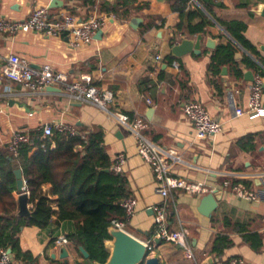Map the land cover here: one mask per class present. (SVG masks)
Returning a JSON list of instances; mask_svg holds the SVG:
<instances>
[{
	"label": "crops",
	"instance_id": "1",
	"mask_svg": "<svg viewBox=\"0 0 264 264\" xmlns=\"http://www.w3.org/2000/svg\"><path fill=\"white\" fill-rule=\"evenodd\" d=\"M61 1L63 5L51 6L53 0H0V17L23 19L35 6L49 7L53 17L74 13L83 20L92 12L81 0ZM263 2L204 0V5L221 20L245 21L246 38L264 57L261 49L264 17L255 10ZM173 4L178 7L180 1L137 0L129 5L127 16L112 14L100 29L101 35L98 30L90 41L78 46L72 44L68 33L59 37L30 29L11 36L0 33V64L10 54H19L36 68L49 63L56 70L68 73L73 80L91 76L100 89L114 93V99L103 108L92 102H74L61 88V91L35 92L10 79L1 81L0 151L9 148L14 131L38 128L43 131L45 124L59 121L75 125L84 134L101 131L112 161L119 152L126 155L121 174L127 180L129 196L137 200L135 214L126 221L128 231L143 240H151L154 232L152 207L166 203L171 226L175 229L185 227L189 232L195 260L187 258L173 243L157 239L151 241V256L159 257L161 264H223L234 258H242L246 264H264V192L258 177L264 172V116L250 118L246 112L236 113L237 108L248 109L252 81L245 78V73L253 71L254 76L258 73L247 66H239L243 75L238 77L234 67L228 65L214 73L210 64L216 47L234 38L199 0L187 2L184 17ZM197 7L203 8L213 20L214 24L207 28L210 34H183L178 29L179 23L183 20L188 24L187 14ZM136 18L142 19L138 27L131 25ZM201 20L198 16L191 23L195 25ZM199 35H203L200 54L192 52L176 57L178 66L167 63V57L173 56V44L184 38L196 39ZM208 38L215 40V48L207 46ZM239 52L243 56V51ZM158 55L163 58L160 63L156 60ZM193 100L202 102L222 123L221 132L206 139L196 137L193 123L184 114L185 104ZM119 114L147 120L146 135L159 145L174 149L181 157L173 172L215 188L211 193L217 192L221 197L218 206L215 209L202 206V198L209 193L192 195L177 190L168 198L160 195L152 166L138 154L136 137L120 122ZM228 178L234 184L243 183L250 190L261 191L260 199L237 196L224 186ZM45 186L50 189V184ZM28 207L32 208L30 201ZM225 219L247 223L251 230L260 232L263 235L261 249L255 250L240 234L230 232L233 246L220 257L212 253L215 235L227 230ZM70 230L73 225L64 223L54 235L57 237ZM54 235L49 229L23 226L19 235L21 248L40 256L41 264H51L53 253L57 254L55 260L63 262L59 257L61 247L51 243ZM67 248L69 264H90L75 244L70 242Z\"/></svg>",
	"mask_w": 264,
	"mask_h": 264
},
{
	"label": "trees",
	"instance_id": "2",
	"mask_svg": "<svg viewBox=\"0 0 264 264\" xmlns=\"http://www.w3.org/2000/svg\"><path fill=\"white\" fill-rule=\"evenodd\" d=\"M90 10L110 15L127 16L129 5L137 0H81ZM172 1V0H170ZM176 9L181 16H186L185 8L189 0H179ZM209 9L223 28L234 40L216 47L211 60V70L218 72L221 66H233L235 74L240 77L243 72L239 66L254 69L264 77V57L255 45L245 36L247 23L243 20H221L204 0H199ZM190 20H183L178 29L186 35L210 34L207 28L213 25L203 8L188 14ZM201 17V22L192 24L191 20ZM243 51L240 59L236 53ZM177 58L169 55L167 63L173 64ZM30 140L20 146L16 156L10 147L0 151V249H12L13 258L19 264H41V257L34 256L20 245V232L23 226H38L49 229L53 235L64 223H71L73 230L65 232L70 242L83 247L89 252L87 262H105L109 251L105 241L110 238L109 227L114 218L126 220L122 201L129 197L127 180L122 172L112 169L113 161L104 146L103 134L100 131H88L85 137L82 132L70 135L54 131L53 135L43 139L42 129L29 131ZM55 147L52 148V144ZM42 144H45L42 146ZM77 147H80L77 149ZM21 168L26 181L31 216H19V191L15 170ZM50 184V189L45 185ZM58 206V209L54 208ZM227 230L219 231L212 242L211 252L220 257L233 246L230 232H237L244 241L255 250L263 246V235L249 228V224L225 219ZM54 235L51 243H54ZM51 264H66L51 259ZM75 264H82L76 262Z\"/></svg>",
	"mask_w": 264,
	"mask_h": 264
},
{
	"label": "built area",
	"instance_id": "3",
	"mask_svg": "<svg viewBox=\"0 0 264 264\" xmlns=\"http://www.w3.org/2000/svg\"><path fill=\"white\" fill-rule=\"evenodd\" d=\"M111 15L101 13L95 9L83 20L79 19L74 13L53 17L49 7L35 6L29 16L23 19L0 17V33L11 36L23 29H30L55 37L68 33L71 36L72 44L78 46L90 41L94 34L104 27ZM162 59L161 55L156 57L158 63ZM173 65L178 66V63L174 61ZM5 79L13 80L35 92H43L49 86L58 87L68 94L74 102H92L103 108H106L108 102L114 99V93L100 89L91 76L84 75L73 80L68 73L56 70L49 63L36 68L19 54H10L0 64V82ZM245 112L248 113L250 118L264 116V79L260 74H256L251 83L248 109L246 111L243 108L236 109V113L239 115ZM184 114L193 123L198 139L210 138L222 131V123L214 118L200 101L187 102L184 106ZM118 118L135 135L138 154L152 166L154 176L158 182L156 190L160 195L168 198L177 190L192 195H204L214 191L215 188L203 181L191 180L173 172L174 165L181 161V157L174 149L163 147L146 135V130L149 128L147 120L131 118L128 114H119ZM55 130L64 134H79V130L75 125L59 121L54 124H45L42 138L52 136ZM81 135L85 137L84 133ZM29 140V131H14L9 141V147L13 154L17 156L21 144L27 143ZM44 145L42 144V146ZM126 161L124 152L117 153L112 169L116 172H122ZM258 177L264 192V172H261ZM224 186L230 188L232 192L241 198L258 200L261 197V191L250 190L243 183L234 184L229 178L224 181ZM23 191L29 194L25 180ZM121 204L125 209L126 220L114 218L111 221V226L128 230L126 221L135 214L137 200L135 197L129 196L123 199ZM152 209L154 211V232L151 240L147 242L151 245V241L159 239L173 243L184 251L187 258L195 260V254L189 240V232L185 227L175 229L171 226L168 220L167 204H156ZM68 244H70V240L65 233H61L54 240V246L56 247L67 246ZM0 264L19 263L14 260L13 254L9 253L8 249H0ZM223 264H246V262L242 258H234Z\"/></svg>",
	"mask_w": 264,
	"mask_h": 264
},
{
	"label": "water",
	"instance_id": "4",
	"mask_svg": "<svg viewBox=\"0 0 264 264\" xmlns=\"http://www.w3.org/2000/svg\"><path fill=\"white\" fill-rule=\"evenodd\" d=\"M164 1V0H158ZM63 5L61 0H53L51 6H59ZM258 14L264 17V2L260 3L258 7L255 9ZM141 18H136L135 22H132V26L138 27L139 22H141ZM100 35L102 34V30L98 32ZM203 40V35L197 36L196 39L184 38L180 43H176L172 45V54L175 57H181L188 53L200 54L201 43ZM215 40L212 38H208L207 46L209 48H215ZM261 49L264 51V45L261 46ZM242 54L236 53V58H240ZM253 71H247L245 73V78L248 80H254ZM47 90H59L60 88L49 86ZM15 174L17 177V187L19 193V210L17 214L19 216H31V209L28 207V203L30 201L29 194L23 191L24 188V178L23 172L21 168H17L15 170ZM221 197L217 194V192L209 193L205 195L201 204L203 207H209L215 209L218 206V202ZM212 209V210H213ZM109 235L110 238L105 241V247L109 251V256L105 262L99 261H90V264H161L159 257L151 256L152 249L151 245L146 241L136 236L135 234L129 232L128 230H123L116 228L114 226L109 227ZM156 241H161L157 239ZM78 250L83 255L85 259H89V252L83 247V245H78ZM9 253L12 254V249H8ZM60 259L63 260L64 263L69 264V251L67 246L61 247V253L59 255ZM53 259H57V254H52ZM48 264V263H44Z\"/></svg>",
	"mask_w": 264,
	"mask_h": 264
}]
</instances>
